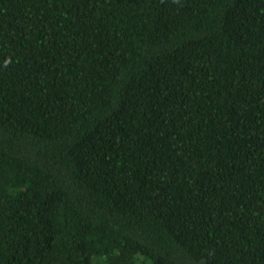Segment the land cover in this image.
<instances>
[{
    "label": "trees",
    "instance_id": "1",
    "mask_svg": "<svg viewBox=\"0 0 264 264\" xmlns=\"http://www.w3.org/2000/svg\"><path fill=\"white\" fill-rule=\"evenodd\" d=\"M0 264H264V0H0Z\"/></svg>",
    "mask_w": 264,
    "mask_h": 264
}]
</instances>
